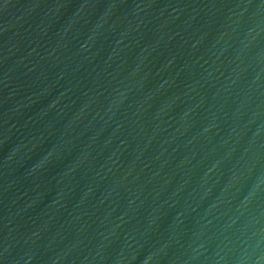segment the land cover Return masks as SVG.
Here are the masks:
<instances>
[{
  "label": "water",
  "instance_id": "water-1",
  "mask_svg": "<svg viewBox=\"0 0 264 264\" xmlns=\"http://www.w3.org/2000/svg\"><path fill=\"white\" fill-rule=\"evenodd\" d=\"M0 264H264V0H0Z\"/></svg>",
  "mask_w": 264,
  "mask_h": 264
}]
</instances>
